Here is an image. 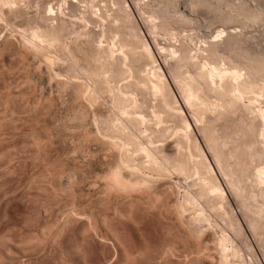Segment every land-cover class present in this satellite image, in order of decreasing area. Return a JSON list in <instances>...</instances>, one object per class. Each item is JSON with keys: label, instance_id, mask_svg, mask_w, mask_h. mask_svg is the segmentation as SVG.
Wrapping results in <instances>:
<instances>
[{"label": "rangeland", "instance_id": "1", "mask_svg": "<svg viewBox=\"0 0 264 264\" xmlns=\"http://www.w3.org/2000/svg\"><path fill=\"white\" fill-rule=\"evenodd\" d=\"M45 1H49V0H44V2ZM50 1H53L54 2L53 5L54 4L55 5L52 6V4H51L52 2H50ZM50 1H49L50 2L49 4H51V6H52L51 14L52 15L54 14V15L51 16V19H50L51 21L42 20L43 18H41V19L39 18L40 22L38 20L37 13L40 12V11H38V10H40L39 4L41 5L43 0H19V3H15L16 7L14 5L15 8H17V7L21 8V10H20V8H17L16 9L17 11L16 10H13V11L10 10L8 6H6V7L3 6L4 7L3 8L2 5L0 4V6H1L0 7V16H1L0 17V238L2 237L0 240H3V241L6 240L4 242H9V241L19 242V240H20V242H21V241H25L27 239L29 241L27 243L30 245L32 244V246H33V243L36 241L37 245L35 243V246H38L40 248L38 251L35 250L36 253H34L35 251L32 252V257L34 258L37 256L39 257V255L40 256L42 255L43 259H45V258L47 259V260L45 259L46 261H43L44 262L43 263L42 262L43 259L40 257V259L38 258L39 260H36V261H39V262H37V264H46V263L52 264V262H53V264H55V263H58V262H56L57 259H58L60 264H61L62 260H64V262H65V259H64L65 255L62 256V252L60 251L59 248L56 249V250H59V251H57V253H56V250H54L56 255H55V253H53V254L50 253V254H52L51 256L55 255V256H53L54 257L53 258L49 254L48 247L44 245L47 243L46 241H44L46 243H41L40 240L38 241L36 239L35 240H33V239L37 235L41 234L43 232V230L45 232L46 231L47 232H53V233L56 232L58 230V228L60 227V225L58 226V224L62 223V220L64 219V217L68 218V215H70V217H69L70 219L75 217V216L76 217L78 216L79 219L78 218L77 219L80 220L79 222L77 221V223H76V221H73V223H71L72 225H70L71 227L68 228L70 231H71V229H73V231H72L73 233H76L75 230L76 229L79 230L80 226L82 229L88 228L87 231H89V232H90L89 228L93 227V229L91 231H94V229H95L96 232L101 233V231H102V233H106V231L108 232L110 230V226L112 224H113V226L115 224L117 225L118 223L119 224L121 223L120 225L118 224L119 226H121L122 224H123L122 226H129V224H130L128 221H127L128 224L126 223V221L125 222L122 221L123 223L120 222V220H118L114 217L115 216L114 212L116 213L115 210H117V209L122 210V209L126 208V206H128V201L125 202L124 200H126L130 197H133L132 196L133 193L135 192L134 194H136L138 189H133L134 192H132V189H130V192H127V190H125L126 192H123L122 190H119L120 192H117V190L114 191L115 189L114 190L112 189L111 190L112 192H111L110 190L108 191V189H106L107 186L104 185V183H105L104 181L106 180L105 178H107V175L109 174V169H110L111 165H106L105 162L107 161V158L105 156H107V155L110 156V154L112 152L109 153L108 149L106 151L105 148L100 147V145L98 144L99 139H98V134L96 131L97 128H95V127L97 124H98L97 127H99V125L100 126L106 125L107 122H106V124H104L105 120L109 119L110 117L115 116L116 112H117L116 116L120 117V115H118L119 113H118V109L116 107L117 105L114 103V101H116V100L114 99L115 97H113V96L116 95L115 93H118L117 91L119 90L120 85H122L124 82L125 83L126 82L134 83L135 82L134 80H137V78H134V76H132V78L130 77L131 79L128 77L127 78L123 77V76L118 77L114 71L116 69H112L113 71L108 70V72H106L105 75H107V77H109L110 83H107V85L111 86V87L110 86L108 87L111 90L107 89V91L106 90L104 91V89H106V88H104L105 87L104 85H106V84L102 85L104 87H102V86L99 87V84H98L99 89L101 88L99 90L96 84L99 83L100 80L102 79V77H104V76H102L103 74L101 75V77L99 76L100 77V80H99V78L95 79V77H94L95 75L92 74L93 73L92 69L95 68L94 63H96L97 66H99V64H98L99 62L98 61L96 62V59L93 56V53L95 52V50H92L94 45L91 44V42H90L91 39H92L91 40L92 42L94 41V43H96L95 45L99 44V45H102L104 47L106 45H109V44L113 45V41L116 40L115 42H117L116 43L117 45H114V46H115L117 51L120 49L119 43H121V42L124 43V44L121 43V46L123 45L122 48L125 49L126 46L127 47L129 46L128 43H132V41L137 40L136 43L135 42L134 43L136 44V47H137L136 48L137 53L139 51L142 52L141 60L144 57L145 58L147 57L146 60L149 58L148 56H146V54L144 52V50H146V48H147V47H145V44H146L151 51V52H149V50L147 48L148 52L152 54V57L150 55L151 58H149L147 60L148 62L151 61L150 64H148L144 59L142 61H137V62H141L140 64H142V65L146 64L145 67L142 66L143 69L147 68V70L146 69L143 70L144 73H142V75L145 76V74H146V76L149 77L150 79H152V78L155 79V77H156V75L154 74L155 72L165 74L162 76L164 77V79L166 78V80L170 84V87L173 88L172 91H173V95L175 96L174 97V100H175L174 105H176L177 107L180 105L182 107V104H183L182 99L184 96V94H183L184 89H186L187 86H190L193 83L192 81H194V83L195 82L197 83V77L199 78L198 73L200 71H204V70L206 71V70H209V68H211L212 66L213 67L218 66V67H220V69L223 68V70L226 67V69H228L227 72H229V67H230V69H233V68H235V66L239 67L241 64L244 66L245 64L250 63V62H252V63H250L252 65H248L247 67L251 66L252 69L253 68L255 69V67H256L255 64L257 65V63H258V65H260V67H262V69H264V65H262V63L264 64V0H75V2H77V3H75L77 5L76 8L70 7L72 5V2L70 3V1H69V3L67 2V4H65L63 1L60 2V0H58V3L55 0H50ZM121 3L123 5L122 7H124V8L120 9ZM53 7H54V9H53ZM6 9H8V10H6ZM119 9H120V11L122 9H124V11L118 12ZM2 11H4V12H2ZM53 11H55V12H53ZM119 13H124L126 15L128 14V17L130 14V18L128 19L127 16L125 17L122 14L124 17L122 15H120L122 18L121 19L119 16H117V15H119ZM57 14H59V16H57ZM28 17H29V19H28ZM36 17H37V19H36ZM91 17H93V18H91ZM117 17L120 19H118ZM30 18L33 20H31ZM85 19H86V21H85ZM36 20H38V21H36ZM32 21H33V23H32ZM44 21L45 22L48 21L47 23H49V24H47V25H49V26H52L54 24V22L55 23H61L62 22L61 24L64 25V26L63 25L62 26L65 29L70 30L69 31L70 33L66 30L68 33L67 34L64 30H62L61 29L62 26L60 24L59 25L54 24V25H57V26H54V25L52 26V27H54L53 28L54 30H55V27H56V30L60 29V31L55 30V32L61 33V34L56 33L57 35H59L58 38L61 36L60 38L62 40H64V39L65 40L63 42V41H60V38H59L58 40L60 41V44L58 43L59 41L56 40L52 43L53 46L51 44H50L51 46H48L49 44H47L46 42L44 44V42L41 41L40 42L41 45H39V43H38V47H37L38 51H39V52L37 51V53H38L37 54L38 58H37L36 57L37 55L31 49L33 47L29 46V44H26L24 42V40H22V38L23 39L25 38L23 36V34L24 35H26L27 33L30 34L29 31H31L33 28L35 30L38 29L36 27L38 23L36 24V22H39L41 24V22L43 23ZM148 21L151 23H149ZM67 22H68V24H67ZM51 23H53V24H51ZM114 23H116V24H114ZM40 24H39V26L41 27ZM113 24L117 27H115ZM158 24H160V25H158ZM44 25H46V23H44ZM67 25L68 26L70 25V26L67 28ZM42 26H43V24H42ZM58 26H59V28H57ZM112 26L114 27V31L112 29L113 28ZM118 26H120L119 28H121L122 30L125 31V34H124V31H122L121 29H118ZM150 26L154 29H152ZM115 28L118 29V31ZM130 28H132L133 31L136 30V32L138 33V35H137V33L133 32L134 35L136 34L135 35V36H137V38H136L133 36L132 31H131V33L129 32L132 35V36L129 35L130 39H133V37H134V38H136L134 40H129V37L126 36V35H128L126 30L129 31ZM61 30L65 32V35L66 34L67 35L65 36L64 34H62ZM32 31H31V33L34 32V31L33 32ZM80 31H82V32H80ZM83 31H84L85 35L89 34V33H92V34L85 36L83 34ZM74 32H76V33H74ZM221 32H222V34H221ZM79 33L80 34L82 33L85 37L82 36V34L80 36ZM28 36L30 37L31 34ZM63 36L66 38H64ZM87 36H89V37H87ZM120 37H121V39L119 40ZM122 38H123V41H122ZM95 39L99 43L95 42L96 41ZM7 40H8V42L10 41L9 43H11V44H8V42H6ZM11 40H12V42H11ZM212 40L217 42V45L215 43L217 50L222 49V50H218L217 53L221 57L223 55V57H222L223 59H220L221 57L219 58L218 56H214V54L211 53L212 50L210 48L215 47V46L213 47L214 44L213 45L210 44V42H212ZM16 41H17L18 45H15ZM20 41H21V43L23 41V43H25V44H23V43L21 44ZM78 41H79V43H77ZM62 42L64 44L65 43H67V44L62 46L63 45ZM12 43H13V45H12ZM54 44L55 45L59 44V45L55 46ZM125 44H126V46L124 47ZM209 45L212 47H210ZM28 46L31 48H29ZM66 46L67 47L72 46L71 49L74 48V46H75L74 50L75 49L77 50V51L75 50L76 53L73 49H72V52H70L71 51V50H69L70 48H64ZM26 47H28V48H26ZM130 47L131 46L128 47L129 49L127 48L125 50H130ZM143 47H145V48H143ZM184 47H185V50L182 49ZM180 48H181V50H180ZM26 49H29V50H26ZM66 49H68V52L70 54L66 51ZM131 49H132V47H131ZM182 50L184 52L187 51L186 53H188L190 51L188 54L189 58L186 59L187 61L182 60V62L184 61L183 63L185 65L183 66V64L180 63L182 68L181 67L178 68L179 71H176V69L175 70L165 69L164 63L170 65L171 67L175 66L176 62H178V60L181 58V56L184 55V52ZM31 52H33V53L30 54ZM66 53L68 55H71L69 57H72V53L74 55L72 58H69ZM214 53H215V50H214ZM139 54H140V52L137 55H139ZM169 54H170V56H169ZM30 55H32V56H30ZM48 55L50 57H53V60H54L53 62H52V60L48 62V60L46 58V56H48ZM80 55H82V56H80ZM94 55H95V53H94ZM74 56H76V57H74ZM91 56L94 57V59ZM137 57H141V55L137 56ZM103 58L105 59V57H103ZM103 58H102V60L105 61ZM177 58H179V59L176 61ZM215 58H219V59H215ZM45 59L47 60V62ZM74 59L77 61V63H75L76 61ZM189 59L191 60V62L189 61ZM73 60H74V62H73ZM90 60H92V61H90ZM93 60H95V62ZM174 60H175V62H174ZM144 61H145V64H143ZM188 61H189V63H188ZM28 62H30L31 64ZM50 62H52V63H50ZM244 62H245V64H243ZM199 63L201 66L199 65ZM100 64H101V62H100ZM136 64H138V63H136ZM195 64H197V65H195ZM253 64L255 67L253 66ZM73 65H75L76 67ZM242 65L240 66V68H241L240 70H242L243 73H246L243 76V78H244L246 75V77L244 79H249V78H247V75L249 77V74L253 75L255 72H257L256 71L257 68L255 70L251 71L252 69L250 70L245 65V67L247 69H249L251 72H253V73H251L248 70V72H249L248 73V72H246L247 69L242 68ZM258 65H257V67H258ZM97 66H96V69L100 68V66L98 68H97ZM199 67H200V69H198ZM201 68H203L204 70ZM150 70H152V72ZM156 70H158V71H156ZM260 70H261V68H260ZM261 71H262L263 76H264V72H263L264 70H261ZM227 72H225V74H223L222 76H217V77H222V78L217 79V77H214L215 81L213 80L214 82H213L212 86L213 87L215 86V87H214V89L212 87L213 92L210 90V87H207L208 84H207L206 79L199 78L200 81L203 79L202 82H204V83L201 82L202 83L201 86H200V83H197V84H198V87L200 86L201 94L203 92V95H202L203 99L204 98L205 99L204 100L202 99L201 103H197L198 105L195 104L198 107L197 106L193 107V105H192L190 107V108L193 107L192 109H189V108H188L189 110L186 108L183 109V112H184L183 114L185 116H187L186 118H188V121L190 123L191 128L190 127L187 128V126H185L184 123L181 120H179L180 118L178 119V117L177 118L173 117V119H168V121L165 123V125L168 126V128L170 129L169 132L172 135V136H170L171 138L172 137L176 138V136L179 135L180 132L181 133L182 132L183 133L189 132V133L193 134V137L195 136L194 138H198L197 140H198V142L201 143L200 145H202L204 151L207 152V156L209 155L208 158H209V161L211 162L212 166L214 167V170H215L214 172H216V174L219 177V180H221L220 181L221 185H222L223 189L226 191V193H225L226 199H224L225 203L223 204L224 206L221 209L222 214L221 215L218 214L219 216H217L216 215L217 213H216L215 215L217 217H214L215 215L212 216V220L214 218L216 220L215 219L213 220V222L211 223V227L209 229L212 228V231H213V228H214L213 233H217V236L221 235L223 230H225L226 232L228 231L227 233L231 234L230 236L233 237V239L235 238L234 244L237 243L235 245H237V247L240 248V253L236 257H232L233 260H232V258H230L229 264H234V263L235 264L236 263H239V264L240 263H242V264H264V198H263V196L261 197V195H260L261 193L263 194V192H261V189L264 190L263 189L264 188L263 187L264 182L257 181L255 178V175H254L255 172H253L255 170L257 171V167L258 168L264 167V152H263V155L260 156V158H258L257 156H253L254 159H253L252 163L250 162V161H252L251 160L252 157L250 155L248 156V154H250L254 150V148H252L253 145L256 146L255 147L256 150L259 149V147L262 148L260 146L262 144H263L262 146L264 147V139H263V142L261 141L262 144H259V146H258V144L251 145L252 142L254 143L256 135L253 136L254 133L248 132L249 136H247L248 135L247 131H249V130H246L245 125H247V124H245L243 122L244 120L245 121L249 120L248 122L254 121V119L257 117L256 115H258L259 111L261 109H264V77H261V78L258 77L257 78V80L259 78L261 79V80L259 79V81L261 82V84L263 86H261V84H260V86H258L259 89L257 87L256 90H253L254 88L249 90L250 91L249 94L246 93L245 94L246 96L244 95L242 98L243 100H241L240 102H238L239 104H237L239 107H240V105L241 106L244 105L245 106L244 108L246 109V111H247V108H249L250 112L247 111L248 113L246 114L245 113L246 111H244L245 109L243 107H241L243 112L240 111V109L237 108L238 106H236V103H235L236 109L240 111V112L236 113L237 111H236L235 107H234L235 111H231V109L228 110V105H229L228 103L231 104V102H229L230 100H228V103L225 104V101H227V99L224 98L225 94L227 93V89H226L227 83L226 82H228V80L230 79V76L228 75L229 73H227ZM260 72H258V73H260ZM40 73H41V75H40ZM196 73H197V75H196V78H195L196 81H195L193 76H195L194 74H196ZM256 74L257 73H255L256 77H257V75L260 76L259 74H257V75ZM261 76H262V74H261ZM122 78H124V79L121 80ZM250 78H251V76H250ZM97 79H98V82H97ZM132 80L134 82H132ZM72 81H73V83L77 82L76 85L80 83L77 86L78 87L77 90L79 93L77 92L76 89H75L76 91L75 90L74 91L76 93H78L81 97H83V94H82L83 92H81V90H83V88H81L83 86H81V85H83V84H85V86H87L88 83H90L92 85V87H95V85H96L95 88H97L100 93H101V91H103V92L99 96V94H98L99 92L97 91V89L93 88L94 90H96L95 94L97 92L96 96H98L97 97L98 100H97V98H95V100H93L94 102L91 101V96H90L91 92L88 93L87 95L85 94L86 96H89V97L81 98L73 90H71V88L68 86V84L71 85L70 82H72ZM200 81L198 80V82H200ZM60 82L67 83V84L64 83L65 86H62L63 88L65 87V89L60 90L62 87H60V88L57 87L59 85L58 83H60ZM205 84H207V85L205 86ZM92 87H90V89ZM132 87H133V85H131V89H134ZM134 87H135V85H134ZM206 87L209 90H207ZM260 87L262 89H260ZM137 88H139V87H137ZM139 89H140V91H138ZM139 89L137 90L135 88V91L137 92V94H138V92L141 93L143 91V90L141 91L142 88H139ZM205 89L207 90V92L205 91ZM108 90H109V92H108ZM219 90L220 91L226 90V92L223 91L224 94L222 93V95H221V93H219L220 92ZM257 90H258V93H256ZM72 91H73V93H72ZM91 91H92V89H91ZM254 91H256V92L254 93ZM80 92H81V94H80ZM143 92H145V91H143ZM74 93L76 94V96ZM144 94H146V97L144 96ZM148 94H149V92L148 93H141V94H139V96H137V98L139 97L138 99L140 100L141 103H143L141 99L144 98L143 101H145V99L148 100V98H149V100L151 102L148 100V102H147L148 104H146L148 106V108H147V106H145L147 108V110H151L150 107H153L152 109H155V110H158V108H160L161 114H164V112H162L163 109L160 107L161 103L159 105V102H161V101L159 100L158 96H149L152 94L151 93L149 95ZM204 94L206 96H204ZM227 94H226V97H228ZM255 96L258 98H256ZM228 98H230V96ZM205 100H207L206 103L205 102L203 103L202 101H205ZM86 102H87V104H89V106L92 103V105H91L92 107L90 106V108H92V109H90L88 107L90 110L88 109L87 112L84 111V105H86ZM149 104L152 106H149ZM153 105H156L157 107L153 106ZM225 105L227 106V109H226ZM247 105H250L251 108L249 106L246 108ZM230 106L232 107L233 105H229V107ZM114 109H117L116 112ZM145 109H143V110L145 111ZM221 109H223V110L221 111ZM251 109H252V111H251ZM112 110H114L115 113ZM226 110H228V111H226ZM177 111H179V110H177ZM212 111H213V113H212ZM112 112H113V114H112ZM148 112H151V111H148ZM148 112H146V114ZM204 112L206 114H203ZM221 112H223L224 115ZM79 113H81V114H79ZM211 113H212V115H211ZM219 113L222 114V116L220 114L221 118H220V116H218ZM243 113H244V115H242ZM249 113H251L252 115ZM148 114H147V118L149 117L148 121L150 123L152 121L155 123L154 117L151 116L152 114L151 115L150 114L148 115ZM107 115L108 116L111 115V116L108 117ZM240 115H241V117H240ZM246 115L248 117V118L246 117L247 120L244 119L245 117H243ZM82 116H84V118ZM152 117L154 120L152 119ZM242 117H243V119H241ZM213 118H215L214 120H216L218 118L219 119L216 120L217 121L216 122V121H213ZM208 119L211 121H209ZM239 119H241V121L242 120L243 121L241 122V121H239ZM257 119L258 118H256L255 120H257ZM192 120L193 121L195 120L194 121L195 123L198 121L197 122L198 127L200 124H201L200 126L204 125L206 127V124L208 123V121H209V123H208L209 125L214 124V127L212 126L211 128H215V130H216V131H214L215 136L217 134V136L220 137L221 140L227 139L226 145L228 144L229 147L227 146L226 148H224L226 146L225 144H224L225 145L224 146V145H222V143H219L217 141L218 142L217 144H219L220 146L217 145L216 148L220 147V148H222V149L224 148V149H223V152L221 151L222 149L217 148L216 150H218V152L220 151V152L224 153L223 155H225V153H226L224 151H227V153H228V152L232 151V149H234L235 147H237L239 145L242 146V144L244 145L247 142L249 143V145H251L252 149H250V147L249 148L246 147L247 151L245 149L242 151V154H243V152L245 153V151H246L248 153V154L245 153L246 158L248 156V157H251V159L248 158V161L245 160L246 158H243L245 156L243 154L244 156L239 160L240 163L242 162V166H239L240 165V164H238L239 161L237 162L236 160L235 161L237 162V164L234 163V160H233V163L236 165L231 164V167L233 170L237 169L238 167L240 168V169L238 168L239 170H242V172L235 170L239 175L236 172H234V173L232 172V174H234V176L232 174H228V175H230V176H228V181L230 178L232 180L235 179V180H233V181H235V183L232 180L230 182H228V184L226 183L227 180H225V177L223 174L226 171H224V172L221 171L220 167L217 165L218 163H216L217 160L215 159L214 156H212L213 154L210 155V153H209L210 152L209 144L213 145V143L211 142V139H210L211 138L210 134L212 135L213 132L211 130H207V129H206V132H204V129H203L204 126L202 128H199V129H201V131H199L196 124ZM100 122H101V124H100ZM210 122H212V124H210ZM213 122H215V123H213ZM248 122H246V123H248ZM239 123H241V124H239ZM242 123H244L245 125ZM254 123H257V122L255 121ZM262 123H264V121H262ZM153 125H155V124H153ZM16 126H17V128H16ZM105 127H107V126H105ZM241 127H243V128H241ZM101 128L102 127H100V129ZM176 128L179 129L177 132H176V130H177ZM15 129H17V130H15ZM156 129L157 128H154V131H156ZM184 129H186L187 131ZM235 130H236V132H234ZM210 131H211V133H210ZM169 132H168V135H170ZM157 134H158V132H157ZM244 134H247V135H244ZM153 135H154V133H153ZM155 135H156V133H155ZM1 137H2V139H1ZM218 137H216V140H218L217 139ZM262 137L264 138V136H262ZM168 138H169V136H168ZM246 138H248V139H246ZM260 139H261V137H260ZM245 140H247V142ZM250 141H251V143H250ZM99 142H101V141H99ZM220 142H222V141H220ZM160 143H162V142H160ZM248 143H247V145H248ZM103 149L105 151H103ZM262 149L264 151V148H262ZM248 150H249V152L250 151L251 152L249 153ZM104 153H106V154H104ZM211 153H212V151H211ZM242 160H244V161H242ZM113 162H112V167L115 165ZM244 162L250 164V165L249 164L248 165L250 166L251 169L249 168L250 169L249 170L248 169L249 166L247 165L248 166L247 172L243 171L244 170L243 166L246 165V164L243 165ZM251 164H253V165H251ZM235 166H237V167H235ZM242 167H243V169H242ZM227 168L228 167H226L225 170ZM245 168H246V166H245ZM63 169H64V172H62ZM143 170H145L146 173ZM143 170H142L143 171L142 173L143 174L145 173L144 175H146L148 173H149L148 175H150L153 173L147 166ZM147 170H149L151 172H149ZM172 171H170L171 173L169 172V180H171L170 183H171L172 188L174 187L173 189L176 191L175 192L176 195L174 194L173 197L175 198V196H176V198L178 197V199H177L178 201H182L183 196H184V192L186 191L187 186H189L190 182H192L194 179L192 180V178L191 179L186 178L185 175H183V174L181 175L176 170H175L176 172L174 170H172ZM218 171H220V172H218ZM243 172L246 173L245 175L247 176L246 178L244 177L245 179H243L241 176V175L245 176ZM1 173L3 176H4V174H6L5 178L4 177L2 178ZM71 173H73V174L75 173L76 175H74V176H76V178L73 177V174L71 175ZM175 173H177V174H175ZM56 174H57V176H55ZM67 174H69L71 178H69V175H67ZM153 175L156 178L158 176L157 174H154V173H153ZM235 175H238L239 179L240 178L241 179L239 181L236 180L237 176H235ZM231 176H233L235 178H233ZM58 178H59V180H58ZM67 179H69V180H67ZM70 179H71V182H70ZM187 179H189V181ZM187 182H189V183H187ZM231 182L236 184L235 186L236 187L238 186L241 189V190L239 189V194H241V195H239L240 197L238 196L237 201H236V197H237L236 193L237 192L235 193V190L232 189L233 187H232ZM92 185H93V187H92ZM72 188H74V189H72ZM150 188H154L155 191L157 189V187H155V186H152ZM149 190L153 192V195L154 194L157 195L153 189H149ZM169 190L171 191L172 189H169ZM177 190H178V194H177ZM15 191H18V192H15ZM152 192H151V195H152ZM83 193H84V195H83ZM123 193L126 194V196ZM179 193H180V195H179ZM255 194H257V195H255ZM154 196L152 198H154ZM134 197L132 199H135ZM232 197H234V198H232ZM251 197H253V198H251ZM241 198L243 199L242 200L243 202L241 201ZM245 201H246V203H245ZM111 202L113 205L111 204ZM123 202H125V203H123ZM236 202L238 204H236ZM135 203H138V202L136 201ZM138 204L139 205L135 204V206H138V208L137 207L136 208L139 212V210H142L145 207H143L144 205H142L141 203H138ZM228 204H230V205H228ZM46 205H47V207H46ZM135 206H134V208H135ZM141 207H142V209H141ZM46 208H47V210H46ZM110 208H112V210ZM160 208H162V207H160ZM170 208H172V207H170ZM228 208H231V209H228ZM244 208H246V209H244ZM154 209H155V211L159 210L157 208H154ZM190 209H192V208H190ZM144 210L145 209H143L140 213V214H142V216L144 215L142 213ZM153 210H151L152 213H154V215L157 213L156 214L157 216L155 217L154 215H152V217L154 216L153 217L154 219H153L151 217V215L149 214V216L152 220H148V221L152 222V225H153L152 227L154 228V231H156V232H153L154 236H157L159 233L160 234L158 236H160L162 233H164V231L167 230L166 226L169 227L168 229H170L172 232H176L175 228L177 227V229H178V227H179L180 230L178 229L177 232L179 231L181 233V231H182L183 236L185 233L184 237H182V236L180 237V238L185 239L183 241L181 240V242H178V241H180L178 239V237L182 234H180L178 232L179 236L177 235V237H175V238H177L175 240H177V244H179V247H180V248L178 247L177 252H179V249H181V252L178 253V257H182L185 260L189 259L190 257H194L191 255L192 252H188V249H190V247H191L192 248L191 250L194 251L196 249V251H197V249L199 248L198 246H202V245L204 246L205 245L206 242L204 240V236H203L204 243H202V241L200 242V240L198 239L201 245H199L198 240L195 238L194 234H193L194 235L193 237L196 241L193 240V241H195V242H193L191 240L192 238H190V237H192V236L191 235L189 236V234L192 232H191V230L189 231V229L187 227H185L186 224H185V220H183L184 218H182V220L184 221V223H183L182 221H180L178 219V217L176 218L177 214L174 215V217H173L174 213H178L177 211L174 212V207H173V210L172 209L170 210V211H173L172 214H171V212H169V218H167V219H171L170 220L171 222L165 221L163 219L161 220V218H163L160 216L161 211L159 210V212L155 213V212H153ZM192 210H189L188 212L185 211V213L183 214L185 216V219L189 216L195 217V216H197V214L200 213L195 209H192ZM225 210H226V212H224ZM162 211H163L162 213H165L164 210H162ZM65 212H67V213H65ZM72 212L73 213L75 212L77 214L74 215ZM84 212L85 213L87 212V213L85 214ZM206 212L208 213L209 210ZM229 212H230V214H229ZM144 213L146 214L144 217L145 218L148 217V215H147L148 212H146V210ZM149 213H150V211H149ZM186 213L188 215H186ZM223 213L226 215H224ZM87 214L89 215L88 217L85 216ZM178 214L180 215L181 213H178ZM71 215H74V216H71ZM79 215L81 217H83V216L84 217L81 218ZM104 215H105V217H104ZM161 215L165 216L164 214H161ZM112 216H113V218H115V220L112 218ZM184 216H179V218L184 217ZM233 216H234V218H232ZM256 216H257V218H256ZM104 218H106V219H104ZM150 218L148 217L146 219H150ZM155 218H157V219H155ZM158 218H159V220H158ZM231 218H232V221H231ZM88 219H89V221H88ZM101 219H103V220H101ZM176 219H177V224L175 223ZM73 220H74V218H73ZM116 220H118L119 222L118 221L116 222ZM154 220H156L157 222ZM160 220L162 221L161 223H159ZM172 220L175 223V225L172 222ZM230 221L232 222L233 226L230 223ZM251 221H253V222H251ZM105 222H107L108 224H106ZM153 222H155V224ZM179 222L183 223L185 226H182L183 224H181V227H185L186 229L185 228L181 229ZM82 223H84V225ZM158 223H159V225H158ZM250 223H251V225H250ZM88 225L89 226L92 225V226L89 227ZM103 225H105L106 227ZM154 225H156V226L154 227ZM253 225H255V226L252 227ZM94 226L95 227L97 226V227L94 228ZM170 226L173 227V229H175V231L172 230ZM216 226H217V228H215ZM104 227H105V229L106 228L107 229L105 230ZM121 227H118V228H121ZM123 228H121V229H123ZM155 228H157V229H155ZM222 228H224V229H222ZM239 228H242V230ZM158 229H159V231H158ZM186 230L188 232H184ZM35 232H37V233H35ZM238 232H240L239 234H241V235H239ZM169 234H170V232L168 233V236H169ZM172 234H174V233H172ZM187 234H188L189 238H185ZM242 234H243V236H242ZM165 235H167V233ZM171 236L174 238L175 235H170V237H168V238L167 237L163 238V236H162V239H163V241H165L167 239V242H169L171 240ZM30 237L33 239H31ZM173 238H172V240L174 241ZM197 238H199V237H197ZM200 238H201V236H200ZM30 240L33 243H31ZM105 240L106 239L102 240V244L104 243L103 241H105ZM172 240L170 242L172 244H175L176 241H174L175 242L174 243ZM190 240H191V242H188ZM186 241L189 243V245L187 244L188 246H186V248H185L186 244L184 245L182 242L186 243ZM72 242H76V240L74 239V241L72 240ZM129 242H131L132 245H131V243H130V245L133 246L135 240H134V242L132 240L131 241L129 240ZM196 242L198 245L196 244ZM210 242L207 244L211 245L212 242L211 243ZM105 243H104V245H105ZM109 243H110V241L107 242L106 244L108 245ZM41 244H43L45 246V250H48V251L45 252L44 247L41 246ZM110 244L112 245V243H110ZM35 246H34V248L37 249ZM207 246H209V245H207ZM173 247H174V245H173ZM204 247H201V248H204ZM211 248H212V245L210 246V249H208V251H210ZM176 249H177V247H176ZM40 250H42V252H45L47 254V257H51L54 260L51 258H50L51 259L50 260L45 255H43L45 253L41 254ZM182 250H184L185 252ZM212 250L210 252H212ZM214 251H216V250H214ZM195 252H194V254H195ZM241 252H242V254L244 253L243 255L245 257L243 255L242 256L240 255ZM216 253L217 252H214V254H216ZM58 256L61 259L58 258ZM186 256H188V257H186ZM55 257L57 259H55ZM169 258H170V256H169ZM182 258L175 259V258L171 257L169 262L170 263L173 262L171 264H174V263L175 264H181V262H182V264H183L185 261ZM216 258L218 259L217 256H215V259ZM59 259L61 260V262ZM108 259L113 261L114 257L110 256V257H108ZM173 259H175V261ZM190 259H192V258H190ZM1 260L2 259H0V262L2 264H4L3 261L6 262L5 264H8V263L9 264H11V263L12 264H15V263L20 264V263H18V262H20L18 260V258L17 259L15 258V260H16L15 263H14V260L13 261L8 260V259L5 260L4 258H3V261H1ZM240 260H241V262H240ZM242 260H243V262H242ZM244 260H246V261H244ZM36 261H35V264H36ZM111 261H109V262H111ZM64 262H62V263H64ZM169 262H168V264H170Z\"/></svg>", "mask_w": 264, "mask_h": 264}, {"label": "bare ground", "instance_id": "2", "mask_svg": "<svg viewBox=\"0 0 264 264\" xmlns=\"http://www.w3.org/2000/svg\"><path fill=\"white\" fill-rule=\"evenodd\" d=\"M18 1V2H17ZM50 1V0H49ZM49 1H45L44 2V0H43V2H42V4L40 5L39 4V8H40V10H38V11H40V12H36L37 13V17H38V20H39V18L41 19V18H43L42 20H48V21H51L50 19H51V16H53L52 14H51V11H52V6H54L53 5V1H50V2H52L51 4H52V6H51V4H49L50 2ZM55 1H57V3H58V0H55ZM64 2L65 4H67V2L69 3V1H70V3L72 2V5L70 6V7H75L76 8V4L75 3H77V2H75V0L73 1V0H60V2ZM38 2V1H37ZM59 2V3H60ZM15 3H19V0H0V4L2 5V7L3 6H8L9 7V9L10 10H16L17 8H20V7H17V8H15L16 7V4ZM35 3V2H34ZM56 3V2H55ZM49 4V5H48ZM63 4V3H62ZM14 5H15V7H14ZM18 5V4H17ZM38 5V4H37ZM30 6V5H29ZM59 6V5H58ZM123 5H122V3H121V7H120V9L121 8H124V7H122ZM1 7V6H0ZM37 7V6H36ZM4 8V7H3ZM38 8V9H39ZM24 9V8H23ZM22 9V10H23ZM53 9H54V7H53ZM56 9V8H55ZM59 9V8H58ZM120 9H119V11L118 12H122V11H124V9H122L121 11H120ZM5 10V9H4ZM6 10H8V9H6ZM20 10H21V8H20ZM17 11V10H16ZM19 11V10H18ZM2 12H4V11H2ZM10 12V11H9ZM53 12H55V11H53ZM117 12V13H118ZM12 13V12H11ZM15 13V12H14ZM17 13V12H16ZM116 13V14H117ZM125 13V12H124ZM124 13H119V15H117V16H119L120 18H121V16L120 15H124L125 17L127 16L128 17V14L126 15V14H124ZM127 13V12H126ZM4 14V13H3ZM19 14V13H18ZM34 14V13H33ZM41 14V15H40ZM64 14V13H63ZM2 15V14H1ZM16 15V14H15ZM41 17H40V16ZM122 15V16H123ZM158 15V14H157ZM4 16V15H3ZM57 16H59V14H57ZM123 16V17H124ZM1 17V16H0ZM30 17V16H29ZM29 17H28V19H29ZM35 17V16H34ZM37 17H36V19H37ZM55 17V16H54ZM89 17V16H88ZM33 18V17H32ZM90 18V17H89ZM91 18H93V17H91ZM118 18V17H117ZM120 18H118V19H120ZM130 18V14H129V17H128V19ZM31 19V18H30ZM53 19V18H52ZM122 19V18H121ZM31 20H33V19H31ZM30 20V21H31ZM38 20H36V21H38ZM62 20V19H61ZM65 20V19H64ZM84 20V19H83ZM47 21V22H48ZM85 21H86V19H85ZM117 21V20H116ZM154 21V20H153ZM35 22V21H34ZM39 22H40V20H39ZM39 22H36V24H37V28L38 29H34L32 26V28L34 29H30L33 33H31V31H29L30 32V34H31V36L29 37L28 35H30L29 33H25L26 35H24L23 34V36L25 37L24 39L22 38V40H24V42L26 43V44H29V46H31V47H33V48H31V47H29V48H31L32 50H33V52L37 55L38 53H37V51H38V43H39V45H41V41L42 42H44V44H45V42L47 43V44H49L48 46H53V42L54 41H56V40H58L59 38H58V36L59 35H57V34H61V33H57V32H55V30H56V27H55V30L53 29L54 27H52L54 24H57V25H63V24H61V23H55L54 22V24L53 23H51V24H53L52 26H49V25H47V24H49V23H47V22H41V24L39 23ZM119 22V21H118ZM117 22V23H118ZM149 22V21H148ZM32 23H33V21H32ZM44 23H46V25H44ZM149 23H151V22H149ZM148 23V24H149ZM39 24L41 25V27L39 26ZM42 24H43V26H42ZM66 24V23H65ZM67 24H68V22H67ZM114 24H116V23H114ZM113 24V25H114ZM119 24V23H118ZM147 24V25H148ZM157 24V23H156ZM155 24V25H156ZM35 25V24H34ZM57 25H54V26H57ZM154 25V26H155ZM158 25H160V24H158ZM162 25V24H161ZM60 26V27H61ZM64 26V25H63ZM62 26V30H64L66 33H67V31L69 32L70 30H68V29H65L64 27ZM70 26V25H69ZM68 25H67V28L69 27ZM115 26V25H114ZM152 26V25H151ZM150 26V27H151ZM66 27V26H65ZM73 27V26H72ZM113 27V26H112ZM115 27H117V26H115ZM120 26H118V29H121V28H119ZM133 27V26H132ZM162 27V26H161ZM57 28H59V26L57 27ZM64 28V29H63ZM152 28V27H151ZM70 29V28H69ZM113 29V31H114V27L112 28ZM116 29V28H115ZM118 29H116L117 31H118ZM132 28H130L129 29V31L128 30H126V32L128 33V35H126V36H128L129 37V35H131L130 33H131V31H132V34H133V36L134 37H136L137 38V36H135L134 35V33H137L136 32V30L135 31H133V29L131 30ZM152 29H154V28H152ZM151 29V30H152ZM61 30V32H62V34H64L65 35V32L64 31H62ZM67 30V31H66ZM74 30V29H73ZM115 30V31H116ZM122 30V29H121ZM120 30V31H121ZM56 31H60V29L59 30H56ZM122 31H124V30H122ZM64 32V33H63ZM80 32H82V31H80ZM88 32V31H87ZM130 32V33H129ZM134 32V33H133ZM57 33V34H56ZM70 33V32H69ZM74 33H76V32H74ZM94 33V32H93ZM105 33V32H104ZM126 33V34H127ZM68 34V33H67ZM66 34V35H67ZM82 34V33H81ZM81 34L79 33V35L81 36ZM83 34L85 35V33H84V31H83ZM82 34V36H84ZM89 34H92V33H89ZM89 34H86V35H89ZM96 34V33H95ZM124 34H125V31H124ZM221 34H222V32H221ZM14 35V34H13ZM18 35V34H17ZM65 35V36H66ZM85 35V36H86ZM137 35H138V33H137ZM228 35V34H227ZM234 35V34H233ZM20 36V35H19ZM78 36V35H77ZM84 36V37H85ZM93 36V35H92ZM98 36V35H97ZM96 36V37H97ZM105 36V35H104ZM132 36V35H131ZM235 36V35H234ZM64 37V36H63ZM79 37V36H78ZM87 37H89V36H87ZM91 37V36H90ZM133 37V39H130V37H129V40H134V39H136V38H134ZM6 38V37H5ZM64 38H66V37H64ZM63 38V39H64ZM95 38V37H94ZM78 39V38H77ZM84 39V38H83ZM121 39V37L119 38V40ZM65 40V39H64ZM64 40H62L61 38H60V41H63L64 42ZM90 40V39H89ZM92 40V39H91ZM90 40V42H91V44H93L94 46H93V49L92 50H95V55H94V53H93V56L95 57V59H96V62L98 61L99 63V66H100V68H98L99 66H97V64L96 63H94L95 64V70L94 69H92L93 71V75H95L94 77H95V79L96 78H99V80H100V77H101V75L102 76H104V77H102V79L100 80V82L99 83H97L98 82V79H97V87H98V84H99V87H101L103 84H106V85H104V86H102V87H104V88H106V89H104V91L106 90L107 91V89H109L108 87L110 86H108L107 85V83H110V81H109V77H107V75H105L106 74V72H108V70H112V69H116V70H114L115 71V73L117 74V76L118 77H128V78H132V76H134V78H137V80H132V82H134V83H131V82H124L122 85H120V87H119V90L117 91L118 93H115L114 95L115 96H113V97H115L114 99L117 101H114V103L117 105L116 107H117V109H118V115H120V117L118 116H116V110L117 109H114L115 110V112H114V110H112L114 113H115V116H113V117H110L112 114H113V112H112V114L111 115H107L108 117H110L109 119H107V120H105V123L104 124H106V122H107V124L106 125H102V126H100L99 125V127H97L98 126V124L96 125V127L95 128H97V134H98V144L100 145V147L101 148H105L106 149V151H107V149H108V152L110 153V152H112L111 154H110V156H105L106 158H107V161L105 162L106 163V165H111L110 166V169H109V174L107 175V178H105L104 180V185H106L107 187H106V189H108V191L110 190H114V191H116L117 190V192H120L119 190H122L123 192H126L125 190H127V192H130V189H132V192H134V190L133 189H138L137 190V192H136V194H134L133 193V197L135 198V199H132L133 197H130V198H128V199H126V200H124L125 202L126 201H128V206H126L125 204V206H126V208H124V209H122V210H119V209H117V210H115L116 211V213L114 212V214H115V218L116 219H118V220H120V222H125L126 221V223H127V221L130 223L129 224V226H119L118 224V226L115 224L114 226H113V224L110 226V230L107 232L106 231V233H102V231H101V233L100 232H96L95 231V229H94V231H91L92 229H93V227L92 228H89V230H90V232L89 231H87L88 230V228L85 230L84 228L82 229L81 228V226H80V228H79V230H75V232L76 233H73L72 231H73V229H71V231L68 229L69 227H71L70 225H72L71 223H73V221H76V223H77V221L79 222L80 220H78L79 218H78V216L76 217H73L74 218V220H73V218H69L70 217V215H68V218H66V217H64V219L62 220V223H60V224H58V226L60 225V227L58 228V230L56 231V232H45L44 230H43V232L41 233V234H39V235H37L34 239L33 238H31V239H33V240H40L41 241V243H46V244H44L45 246H47L48 247V250H49V254L50 253H55L54 252V250H56L57 248H59L60 249V251L62 252V256H64V259H65V262H64V260H62V262H64V263H62L61 262V258L58 256V258H60L59 260H60V262H61V264H168V262L170 261V258L172 257V258H175V259H177V258H182V257H178V253L179 252H181V249H179V252H177L178 251V247H179V244H177V240H175V239H177V238H175V237H177V235H178V232H177V230L179 229V227H178V229H177V227L175 228L176 229V232H172L170 229H168L169 227H167L166 226V229L167 230H165L164 231V233H162L161 235L163 236V238H168V237H170V235H175L174 236V238L171 236V240H172V238L174 239V241H176V243L175 244H172L170 241V243L169 242H167V239L165 240V241H163V239H162V236L160 235V236H154L153 235V232H156V231H154V228L152 227L153 225H152V222L151 221H148V220H152L151 218H150V216H149V214L151 215V217H152V215H154V213H152V211L151 210H153L154 208H157V209H159L160 211H161V214H164L165 216H163V215H161L160 214V216L161 217H163V218H161V220L163 219V220H165V221H169V222H171L170 220L171 219H167V218H169V212H171V214H172V212L173 211H170L171 209L173 210V207H174V212H178V213H181L180 215L178 214V213H174L173 214V217H174V215H176L177 214V216H176V218L178 217V219L180 220V221H182L183 223H184V221L183 220H185V224H186V226L183 224V223H180V227H181V224H183L182 226H185V227H187L188 229H189V231L191 230V232L192 233H190L189 234V236L191 235L192 237H190V238H192L191 240L193 241V240H195L194 239V235H195V238L198 240H200V242L202 241V243H204V241H203V236H204V240H205V247L202 245V246H198L197 248V251H196V249L193 251V250H191L192 248L190 247V249H188V252H192L191 253V255L192 256H194V257H190V258H192V259H184V258H182V259H184V263L185 264H229V262H230V258H232V257H236L239 253H240V248H238L237 247V245H235V244H237V243H235L234 244V239H233V237H231L230 235L231 234H229V233H227L225 230H223V232L221 233V235H219V236H217V233H213L214 232V228H213V231H212V228L211 229H209L210 227H211V223L213 222V220L215 219L214 217H217V216H219L218 214H222L221 213V209L223 208V204L225 203L224 202V199H226L225 198V193H226V191L223 189V187H222V185H221V180H219V177H218V175L216 174V172H214L215 170H214V167L212 166V164H211V162L209 161V158H208V156H207V152H205L204 151V149H203V147H202V145H200L201 143L200 142H198V138H194L193 137V134H191V133H181L180 131V133H179V135H177L176 136V138H171L170 136H172L171 134H170V132H169V128H168V126H166L165 125V123L168 121V119H173V117L175 118H177L178 117V119L179 120H181L183 123H184V125L185 126H187V128H189L190 127V123H189V121H188V118H186L187 116H185L183 113V109L184 108H186V109H192L194 106H197L198 104L197 103H201V100L203 99V92H202V94H201V92H200V86H201V84L202 83H204V82H202L203 81V79H206V81H207V84H208V86L207 87H210V90L213 92V90H212V85H213V82L215 81L214 79V77H217V76H222L223 74H225V72H227L228 71V69H226V67H225V71L223 70V68H221L220 69V67H218V66H212L211 68H209V70H204L203 68H201V69H203L204 71H200L199 73H198V76H199V78H203L201 81H200V79L197 77V83H200V86L198 87V84L195 82L194 83V81H192L193 83L190 85V86H187L186 87V89H184V96H183V104H182V107H181V105L180 106H176V105H174V95H173V91H172V89L173 88H171L170 87V84H169V82L166 80V78L164 79V77L162 76V75H165V74H162V73H159V72H155L154 74L156 75V77H155V79L154 78H152V79H150L149 77H147L146 76V74H145V76L144 75H142V73H144L143 72V70L144 69H146L147 70V68H144L143 69V67H145L146 66V64H145V61L148 63V64H150V62H148L147 60L149 59V58H151L152 57V54L151 53H149V52H151L150 51V49L148 48V46L145 44V47H147L148 48V50H149V52H148V50H147V48H146V50H144V52H145V54H146V56H148L149 58L146 60V58L144 57L143 59L145 60L144 62H143V64H145V65H142V64H140L141 62H137V61H142L141 60V58H142V52L141 51H139L140 52V54L139 55H137L138 53H137V50H136V41H132V43H128L129 44V46H131L132 47V49H131V47H130V50H125V49H127L128 47L126 46V44L124 45V47H125V49L124 48H122L123 47V45L121 46V43H119V52L116 50V48H115V46L114 45H117L116 43L117 42H115V41H113V45H111V44H109V45H106L105 47L104 46H102V45H95L96 43H94V41L92 42ZM96 40V39H95ZM128 40V39H127ZM126 40V41H127ZM128 40V41H129ZM59 41V40H58ZM60 41L58 42L59 44H60ZM87 41V40H86ZM100 41V40H99ZM122 41H123V38H122ZM125 41V42H126ZM127 41V42H128ZM6 42H8V40L6 41ZM10 42V41H9ZM8 42V44H11V43H9ZM11 42H12V40H11ZM19 42V41H18ZM62 42V43H63ZM66 42V41H65ZM95 42H97V43H99L97 40L95 41ZM126 42V43H127ZM130 42V41H129ZM135 42V43H134ZM20 43H21V41H20ZM22 43H23V41H22ZM21 43V44H22ZM25 43H23V44H25ZM56 43V42H55ZM77 43H79V41L77 42ZM84 43V42H83ZM215 43H216V45H217V42L216 41H213L212 40V42H210V44L211 45H213V47L214 48H210L211 50V53H213L214 54V56H218L219 58L221 57V56H219L218 55V50H222V49H216V45H215ZM51 44V45H50ZM59 44H56L57 46L59 45ZM65 44H67V43H65ZM64 43H63V45L62 46H64L65 45ZM85 44V43H84ZM122 44H124V43H122ZM12 45H13V43H12ZM11 45V46H12ZM15 45H18L17 44V41H16V44ZM55 45V44H54ZM55 45V46H56ZM71 45V44H70ZM74 45V44H73ZM135 45V46H134ZM10 46V45H9ZM8 46V47H9ZM69 46V45H68ZM90 46V45H89ZM210 46V45H209ZM28 47H26V48H28ZM72 47V46H71ZM71 47H64V48H70L69 50H71L70 52H72V49L74 50V48H75V46H74V48H72L71 49ZM87 47V46H86ZM145 47H143V48H145ZM210 47H212V46H210ZM6 48V47H5ZM11 48V47H10ZM19 48V47H18ZM23 48V47H22ZM95 48V49H94ZM40 49V48H39ZM129 49V48H128ZM182 49H184L185 50V47L184 48H182ZM23 50V49H22ZM26 50H29V49H26ZM31 50V51H32ZM35 50V51H34ZM76 50V49H75ZM74 50V51H75ZM136 50V51H135ZM180 50H181V48H180ZM187 50V49H186ZM214 50H215V53H214ZM43 51V50H42ZM66 51L68 52V49H66ZM77 51V50H76ZM76 51H75V53H76ZM183 51V50H182ZM5 52V51H4ZM33 52H31L30 54H32ZM39 52V51H38ZM143 52V53H144ZM172 52V51H171ZM184 52V51H183ZM187 51H185L184 52V55L183 56H181V58L179 59V58H177L176 59V61L178 60V62H176V64H175V66L174 67H171L170 65H168V64H165L164 63V68L165 69H167V70H175L176 69V71H179L178 70V68H180L181 67V65H180V63L181 64H183V66L185 65L183 62L184 61H187L186 59H188L189 58V52L188 53H186ZM7 53V52H6ZM69 53V52H68ZM74 53V52H73ZM72 53V57H73V54ZM80 53V52H79ZM137 53V54H136ZM29 54V53H28ZM67 54V53H66ZM70 54V53H69ZM68 55V54H67ZM77 55V54H76ZM86 55V54H85ZM141 55V57H137V56H140ZM150 55H151V57H150ZM211 55V54H210ZM221 55V54H220ZM225 55V54H224ZM30 56H32V55H30ZM34 56V55H33ZM69 56H71V55H68V57ZM78 56V55H77ZM80 56H82V55H80ZM84 56V55H83ZM169 56H170V54H169ZM172 56V55H171ZM180 56V55H179ZM226 56V55H225ZM224 56V57H225ZM230 56V55H229ZM35 57V56H34ZM37 58H38V55L36 56ZM72 57H69V58H72ZM74 57H76V56H74ZM79 57V56H78ZM92 57V56H91ZM94 57H92L93 59H94ZM103 57H105V59L103 58ZM222 57H223V55H222ZM220 58V59H223V58ZM228 57V56H227ZM231 57V56H230ZM36 58V59H37ZM40 58V57H39ZM46 58H47V60H48V62L49 61H51L52 60V62L54 61L53 60V57H50L49 55L48 56H46ZM51 58V59H50ZM102 58L105 60V61H103L102 60ZM107 58V59H106ZM140 58V59H139ZM191 58V57H190ZM214 58V57H213ZM219 58H215V59H219ZM76 59V58H75ZM74 59V60H75ZM88 59V58H87ZM174 59V58H173ZM44 60V59H43ZM46 60V59H45ZM47 60H46V62H47ZM56 60V59H55ZM74 60H73V62H74ZM78 60V59H77ZM182 60H184L183 62H182ZM76 61V60H75ZM90 61H92V60H90ZM94 62H95V60H93ZM181 61V62H180ZM189 61L191 62V60L189 59ZM189 61H188V63H189ZM193 61V60H192ZM231 61V60H230ZM42 62V61H41ZM52 62H50V63H52ZM100 62H101V64H100ZM173 62V61H172ZM174 62H175V60H174ZM28 63H30V62H28ZM75 63H77V61L75 62ZM74 63V64H75ZM103 63V64H102ZM136 63H138V64H136ZM187 63V62H186ZM247 63V62H246ZM250 63H252V62H250ZM250 63H247V64H245V62L243 63V64H245L246 65V67L248 66V65H252V64H250ZM31 64V63H30ZM72 64V63H71ZM147 64V65H148ZM193 65V64H192ZM191 65V66H192ZM195 65H197V64H195ZM199 65H200V63H199ZM205 65V64H204ZM207 65V64H206ZM242 65V64H241ZM240 65V66H241ZM245 65L243 66L242 65V68H245V69H247V68H249L250 70L252 69L251 68V66L250 67H245ZM257 65H258V63H257ZM257 65L255 64V66H254V64H253V66L255 67V69L257 68V72H255V73H257V74H259L260 76H258L257 74V77L255 76V73L253 74V75H251V74H249V77H248V75H247V78H249V79H244L245 77H246V75H245V77L243 78V76H244V74H246V73H243V71L242 70H240L241 68H240V66L239 67H236L235 66V68H233V69H230V67H229V72H227V73H229L228 75L230 76V79L228 80V82H226L227 83V93L229 94H227V96L229 97L230 96V98H228V97H226V94H225V96H224V98H226L227 99V101H225V104L226 103H228V100H230L229 102H231V104L230 103H228L229 105H233L232 107L230 106L229 107V105H228V110L229 109H231V111H235V109H236V106H238L237 104H239L238 102H240L241 100H243L242 98H243V96L247 93V94H249V90H251V89H253V90H256V88L258 87V86H260V84H261V82L259 81V79L261 78V77H264L263 76V73H262V71L261 70H264V69H262V67H260V65H258V67H257ZM262 65H264L263 63H262ZM51 66V65H50ZM73 66H75V65H73ZM96 66H97V68L98 69H96ZM143 66V67H142ZM201 66V65H200ZM52 67V66H51ZM50 67V68H51ZM76 67V66H75ZM49 68V69H50ZM152 68V67H151ZM150 68V69H151ZM182 68V67H181ZM259 68V69H258ZM260 68H261V70H260ZM153 69V68H152ZM155 69V68H154ZM198 69H200V67L198 68ZM197 69V70H198ZM244 69V70H245ZM249 69H247L246 70V72H248V70ZM254 68L251 70V71H253V70H255ZM89 70V69H88ZM249 70V71H250ZM41 71V70H40ZM113 71V70H112ZM151 72H152V70H150ZM156 71H158V70H156ZM250 71V72H251ZM261 71V72H260ZM49 72V71H48ZM86 72V71H85ZM88 72V71H87ZM146 72V71H145ZM258 72H260V73H258ZM264 72V71H263ZM226 73V74H227ZM249 73V72H248ZM247 73V74H248ZM251 73H253V72H251ZM148 74V73H147ZM153 74V73H152ZM261 74H262V76H261ZM40 75H41V73H40ZM90 75V74H89ZM195 76H193L194 77V79L196 78V75H197V73L196 74H194ZM97 76V77H96ZM100 76V77H99ZM250 76H251V78H250ZM258 77H260L258 80H257V78ZM130 78V79H131ZM219 78H222V77H217V79H219ZM90 79V78H89ZM124 78H122L121 80H123ZM93 80V79H92ZM120 80V81H121ZM126 80V79H125ZM198 80L200 81V82H198ZM214 80V81H213ZM261 80V79H260ZM74 81V80H73ZM73 81L72 82H70L71 83V85H69L68 84V86L71 88V90H77L78 89V85L80 84H77L76 85V83L77 82H75V83H73ZM103 83H102V82ZM195 81H196V79H195ZM205 81V80H204ZM221 81V80H220ZM59 82V81H58ZM94 82V81H93ZM92 82V83H93ZM202 82V83H201ZM260 82V83H259ZM65 83V82H64ZM62 83V82H60V83H58L59 85L57 86V87H62V86H65V84H67V83ZM69 83V82H68ZM83 83V82H82ZM88 83V82H87ZM102 83V84H101ZM142 83V84H141ZM207 84H205V86L207 85ZM224 84V83H223ZM87 85V84H86ZM91 84L90 83H88V87L87 86H85V84H83V85H81V86H83V87H81V88H83V90H81V92H83L82 94H83V97L85 98H87V97H89V96H86L88 93H90L91 92V101H93V100H95V98H97L98 96H96V94H97V92H96V94H95V91L96 90H94V89H97V88H95L96 87V85H95V87H92V85L90 86ZM94 85V84H93ZM131 85H133V87L132 88H134V89H131ZM134 85H135V87H134ZM204 85V84H203ZM226 85V84H225ZM130 86V87H129ZM261 86H263L262 84H261ZM90 87H92L91 89H92V91H91V89H90ZM99 87H98V89H99ZM111 87V86H110ZM137 87H139V88H142L141 89V91L143 90V91H145V92H141V93H148L149 92V94L151 93L152 95H149V96H158V98H159V100L161 101V102H159V105H160V103H161V108L163 109H161L162 110V112H164V114H161V112H160V108H158V110H155V109H152L153 107H150V109L151 110H147V108H148V106L146 105V104H148L147 102H148V100H149V98H148V100H146L145 99V101H143L144 100V98L143 99H141L142 100V102L143 103H141L140 102V100L137 98V96H139V94H141L140 92H138V94H137V92L135 91V88L138 90L139 88H137ZM203 87V86H202ZM201 87V88H202ZM207 87H206V89H207ZM215 87V86H214ZM214 87H213V89H214ZM13 88V87H12ZM67 88V87H66ZM94 88V89H93ZM62 89H65V87L63 88H61L60 90H62ZM98 89H97V91H98ZM101 89V88H100ZM99 89V90H100ZM205 89V91L207 92V90H209V89H207L206 90ZM258 89H259V87H258ZM260 89H262L261 87H260ZM26 90V89H25ZM69 90V89H68ZM75 90V91H76ZM109 90H111V89H109ZM109 90H108V92H109ZM73 91H72V93H73ZM74 91V92H75ZM138 91H140V89L138 90ZM220 91V90H219ZM218 91V92H219ZM223 91L224 92H226V90H222V91H220L219 93H221V95H222V93H223ZM61 92V91H60ZM77 92H78V90H77ZM81 92H80V94H81ZM99 92V91H98ZM102 92L103 91H101V93L99 92L98 94H99V96H100V94H102ZM256 91H254V93H255ZM76 93V92H75ZM74 93V94H75ZM79 93V92H78ZM78 93H76L77 95H79ZM218 93V94H219ZM256 93H258V90H257V92ZM7 94V93H6ZM25 94V93H24ZM76 94H75V96H76ZM86 94V95H85ZM112 94V93H111ZM224 94V93H223ZM4 95V94H3ZM73 95V94H72ZM85 95V96H84ZM147 95V96H148ZM252 95V94H251ZM5 96V95H4ZM19 96V95H18ZM80 96V95H79ZM143 96V95H142ZM144 96L146 97V94H144ZM143 96V97H144ZM148 96V97H149ZM204 96H206L205 94H204ZM246 96V95H245ZM261 96V95H260ZM81 97V96H80ZM79 97V98H80ZM83 97H81V98H83ZM253 97V96H252ZM256 97V96H255ZM141 98V97H140ZM152 98V97H151ZM150 98V99H151ZM256 98H258V97H256ZM3 99V98H2ZM15 99V98H14ZM100 99V98H99ZM156 99V98H155ZM205 99V98H204ZM203 99V100H204ZM207 99V98H206ZM225 99V100H226ZM253 99V98H252ZM86 100V99H85ZM97 100H98V98H97ZM102 100V99H101ZM256 100V99H255ZM90 101V100H89ZM90 101V102H91ZM150 101V100H149ZM206 101L207 100H205V101H202L203 103L205 102L206 103ZM251 101V100H250ZM249 101V102H250ZM20 102V101H19ZM88 102V101H87ZM87 102H86V105H84V111L85 112H87V110L90 108V106L92 105V103H91V105L89 106V104H87ZM94 102V101H93ZM141 104H140V103ZM151 102V101H150ZM149 102V103H150ZM255 102V101H254ZM257 102V101H256ZM89 103V102H88ZM235 103H236V106H235ZM243 103V102H242ZM15 104V103H14ZM94 104V103H93ZM195 104H197V105H195ZM244 104V103H243ZM157 105V104H156ZM156 105H153V106H156ZM193 105V107L192 108H190L191 106ZM207 105V104H206ZM83 106V105H82ZM115 106V105H114ZM145 106H147V108L145 107ZM149 106H152V105H150L149 104ZM226 106V105H225ZM250 107V105H247L246 106V108L247 107ZM89 107V108H88ZM92 107V106H91ZM157 107V106H156ZM198 107V106H197ZM207 107V106H206ZM224 107V106H223ZM222 107V108H223ZM234 107H235V109H234ZM241 107H245L244 105H240V107L238 106L237 108H239L240 109V111H242V109H241ZM20 108V107H19ZM115 108V107H114ZM146 108V109H145ZM200 108V107H199ZM251 108V107H250ZM22 109V108H21ZM90 109H92V108H90ZM89 109V110H90ZM143 109H145V111L143 110ZM188 109V110H189ZM225 109V108H224ZM226 109H227V106H226ZM233 109V110H232ZM245 109V108H244ZM243 109V110H244ZM261 109V108H260ZM19 110V109H18ZM147 110V111H146ZM177 110H179V111H177ZM187 110V111H188ZM223 109H221V111H222ZM228 110H226V111H228ZM264 109H261L260 111H259V113H258V115H256L255 117L256 118H258L257 120H255L254 119V121H250V122H248V121H243L245 124H247V125H245L244 123H242V124H244L245 126H246V130H249V131H247V134H244V135H247V136H249V133H254L253 134V136L254 135H256V138H255V140H254V143L252 142V144L251 145H253V144H258V146H259V144H262V142H263V137L262 136H264V123H262V121H264L263 119H264V111H263ZM37 111V110H36ZM148 111H151V112H148ZM236 113H238V112H240L239 110H237L236 109ZM244 111H246V109L244 110ZM247 111H249L250 112V109L249 108H247ZM245 112L246 114L248 113V112ZM251 111H252V109H251ZM255 111V110H254ZM82 112V111H81ZM145 112V113H144ZM146 112H148L151 116H153L154 117V119H155V123L152 121L151 123L148 121V119H149V117L147 118V114H146ZM201 112V111H200ZM243 112V111H242ZM17 113V112H16ZM212 113H213V111H212ZM212 113H211V115H212ZM223 115H224V113L223 112H221ZM221 113H219V115L218 116H220V114ZM228 113V112H227ZM234 113V112H233ZM232 113V114H233ZM79 114H81V113H79ZM148 114V115H149ZM203 114H206L205 112L203 113ZM222 114H221V116H222ZM230 114V113H229ZM249 114H251V113H249ZM85 115V114H84ZM242 115H244V113L242 114ZM252 115V114H251ZM254 115V114H253ZM78 116V115H77ZM76 116V117H77ZM80 116V115H79ZM202 116V115H201ZM221 116H220V118H221ZM83 118H84V116H82ZM153 117H152V119H153ZM203 117V116H202ZM240 117H241V115H240ZM239 117V118H240ZM243 117H245L244 119H246V117H247V115L246 116H243ZM243 117L241 118V119H243ZM193 118V117H192ZM198 118V117H197ZM200 118V117H199ZM206 118V117H205ZM217 118V117H216ZM248 118V117H247ZM153 119V120H154ZM212 119V118H211ZM215 118H213V121H216V120H218V119H216V120H214ZM241 119H239V121H241ZM15 120V119H14ZM96 120V119H95ZM190 120V119H189ZM203 120V119H202ZM209 120V119H208ZM247 120V119H246ZM251 120V119H250ZM253 120V119H252ZM16 121V120H15ZM97 121V120H96ZM103 121V120H102ZM193 121V120H192ZM195 121V120H194ZM193 121V122H194ZM209 121H211V120H209ZM209 121H208V123H209ZM236 121V120H235ZM234 121V122H235ZM238 121V122H239ZM241 121V122H242ZM257 122V123H254V122ZM6 122V121H5ZM99 122V121H98ZM198 122V121H197ZM195 123L196 124V126H197V128H198V130L199 131H201V129H199V128H202L203 126H200L199 125V127H198V123ZM217 122V121H216ZM246 122H248V123H246ZM97 123V122H96ZM95 123V124H96ZM155 124V125H153V124ZM207 123V124H208ZM213 123H215V122H213ZM237 123V122H236ZM235 123V124H236ZM100 124H101V122H100ZM192 124V123H191ZM194 124V125H195ZM203 124V123H202ZM206 124V127L204 126V132H206V129L207 130H211L213 133H214V131H216L215 130V128H211L212 126L214 127V124H212V122H210V124H212V125H207ZM239 124H241V123H239ZM157 125V126H156ZM237 125V124H236ZM243 125V126H244ZM54 126V125H53ZM105 126H107V127H105ZM195 126V127H196ZM244 126V127H245ZM100 127H102L101 129H100ZM105 127V128H104ZM175 127V126H174ZM237 127V126H236ZM16 128H17V126H16ZM154 128H157L156 129V131H154ZM191 128V127H190ZM241 128H243V127H241ZM2 129V128H1ZM177 129V128H176ZM238 129V128H237ZM15 130H17V129H15ZM179 129H177L176 130V132L178 131ZM182 130V129H181ZM184 130H186V129H184ZM240 130V129H239ZM244 130V129H243ZM253 132H252V131ZM95 131V132H96ZM187 131V130H186ZM211 131H210V133H211ZM242 131V130H241ZM245 131V130H244ZM15 132V131H14ZM157 132H158V134H157ZM168 132H169V134L170 135H168ZM172 132V131H171ZM208 132V131H207ZM234 132H236V130L234 131ZM249 132V133H248ZM153 133H154V135H153ZM155 133H156V135H155ZM175 133V132H174ZM209 133V132H208ZM212 133V135L210 134V139H211V142L213 143V145H210L209 144V146H210V155L211 154H213L212 156H214L215 157V159L217 160V162L216 163H218L217 165L220 167V169H221V171L222 172H224V171H226L225 173H223L224 174V177H225V180H227V184H228V182H230L232 179L230 178L229 179V181H228V176H230V175H228V174H232V172L234 173V172H236L237 170L238 171H240V172H242V170H239L238 168L237 169H235V170H233L232 169V167H231V164L233 165L234 163H236L237 164V162L243 157V158H246V154L245 153H247L246 151V147H250V149H252V148H254V150L250 153L249 152V150H248V152L250 153V154H248V156L250 155L251 157H252V159H251V157H248L247 156V158L245 159V160H247L248 161V158H250L252 161H250L251 163L253 162V159H254V157L253 156H257L258 158H260V156H262L263 155V149L262 148H264L262 145H260L262 148H260L259 147V149H257L256 150V146H252V148H251V145H249V143L247 142V140H245L247 143H248V145H247V143L246 144H242V146L241 145H239V146H237V147H235L234 149H232V151H230V152H228L227 153V151H224V152H226L225 153V155H223L224 153H222L223 152V149L224 148H226L227 146H228V144L226 145V140L224 139V140H221L220 139V137H218L217 136V134H216V136H215V133L213 134ZM246 133V132H245ZM20 134V133H19ZM96 134V135H97ZM176 134V133H175ZM178 134V133H177ZM196 134V133H195ZM240 134V133H239ZM6 135V134H5ZM11 135V134H10ZM202 135V134H201ZM204 135V134H203ZM206 135V134H205ZM209 135V134H208ZM243 135V134H242ZM168 136H169V138H168ZM227 136V135H226ZM3 137V136H2ZM2 137H1V139H2ZM9 137V136H8ZM13 137V136H12ZM175 137V136H174ZM205 137V136H204ZM216 137H218L217 139L218 140H216ZM223 137V136H222ZM228 137V136H227ZM245 137V136H244ZM252 137V136H251ZM260 137H261V139H260ZM171 138V139H170ZM230 139V138H229ZM228 139V140H229ZM246 139H248V138H246ZM216 140V141H215ZM99 141H101V142H99ZM205 141V140H204ZM209 141V140H208ZM216 143H215V142ZM219 143H222V145H224L225 147L222 149V148H218V149H222L221 151L222 152H218V150H216L217 148H216V146L218 145V146H220L219 144H217L218 142ZM220 141H222V142H220ZM224 141V142H223ZM262 141V142H261ZM6 142V141H5ZM160 142H162V143H160ZM210 142V141H209ZM210 142V143H211ZM205 143V142H204ZM215 143V144H214ZM228 143V142H227ZM244 143V142H243ZM250 143H251V141H250ZM23 144V143H22ZM98 145V146H99ZM246 145V146H245ZM245 146V147H244ZM99 147V148H100ZM222 147V146H221ZM229 147V146H228ZM243 147V148H242ZM8 148V147H7ZM9 149V148H8ZM228 149V148H227ZM246 150L245 151V153L243 152V154H242V151L243 150ZM226 150V149H225ZM103 151H105L104 149H103ZM211 151H212V153H211ZM229 151V150H228ZM255 151V152H254ZM102 153V152H101ZM208 153V154H209ZM104 154H106V153H104ZM108 154V153H107ZM13 157V156H12ZM103 157V156H102ZM104 157V158H105ZM256 158V157H255ZM249 159V160H250ZM13 160V159H12ZM215 160V161H216ZM233 160H234V163H233ZM237 162H236V161ZM256 160V159H255ZM115 164L113 167H112V162ZM242 161H244V160H242ZM111 162V163H110ZM226 162V163H225ZM3 163V162H2ZM104 163V164H105ZM215 163V164H216ZM230 163V164H229ZM236 164H234V165H236ZM238 164H240L239 166H242V162L240 163V161H239V163ZM246 164V165H245ZM249 163H246V162H244L243 163V165H245L246 166V168H245V166H243L244 167V170L243 171H246L247 172V170L250 168V164L248 165ZM17 165V164H16ZM226 165V166H225ZM249 167H248V166ZM251 165H253V164H251ZM148 167L154 174H157L158 176H157V178L153 175V173L152 174H150V175H148V174H146V175H144L146 172H145V170H143L145 167ZM5 167V166H4ZM80 167V166H79ZM108 167V166H107ZM226 167H228L226 170H225V168ZM235 167H237V166H235ZM243 167H242V169H243ZM247 167H248V169H247ZM217 168V167H216ZM234 168V167H233ZM254 168V167H253ZM260 168V169H259ZM257 167V171L255 170V171H253V172H255L254 173V175H255V178H256V180L257 181H259V182H264V167ZM13 169V168H12ZM11 169V170H12ZM218 169V168H217ZM224 169V170H223ZM246 169V170H245ZM251 169V168H250ZM249 169V170H250ZM55 170V169H54ZM145 172L144 174L142 173L143 171ZM172 170H176V171H178L181 175L183 174V175H185V177L186 178H192V182H190V185L189 186H187V189H186V191L184 192V196H183V199H182V201H178L177 199H178V197L176 198V196H175V198L173 197V195L175 194L176 195V191L172 188V186H171V183H170V181L171 180H169V172L170 171H172ZM62 171V170H61ZM60 171V172H61ZM80 171V170H79ZM147 171H149V170H147ZM151 171H149V172H151ZM175 171V172H176ZM62 172H64V169H63V171ZM108 172V171H107ZM173 172V171H172ZM218 172H220V171H218ZM221 172V173H222ZM76 173V172H75ZM73 174V173H71V175L73 174V177H75L76 178V176H74V175H76V174ZM171 173V172H170ZM237 173V172H236ZM244 173V172H243ZM175 174H177V173H175ZM238 174V173H237ZM241 174V173H240ZM246 173H244V175H245ZM1 175H2V173H1ZM5 175L6 174H4V176L2 175V178L4 177L5 178ZM53 175V174H52ZM65 175V174H64ZM67 175H69V174H67ZM179 175V174H178ZM233 176H234V174H232ZM239 175V174H238ZM238 175H235V176H237V179L236 180H240L239 179V176ZM48 176V175H47ZM55 176H57V174L55 175ZM103 176V175H102ZM171 176V175H170ZM233 176H231V177H233ZM242 176V178L243 179H245L247 176L245 175V176H243V175H241ZM240 176V177H241ZM105 177V176H104ZM245 177V178H244ZM1 178V179H2ZM51 178V177H50ZM69 178H71L70 177V175H69ZM74 178V179H75ZM223 178V177H222ZM233 178H235V177H233ZM73 179V178H72ZM58 180H59V178H58ZM62 180V179H61ZM67 180H69V179H67ZM188 181H189V179H187ZM233 180H235V179H233ZM232 180V181H233ZM47 181V180H46ZM246 181V180H245ZM255 181V180H254ZM70 182H71V179H70ZM234 183H235V181H233ZM233 182H231L232 183V189H234L235 190V193H236V201H237V198H238V196L239 195H241V194H239V189H240V187H236L235 185L236 184H234ZM237 182V181H236ZM242 182V181H241ZM173 183V182H172ZM187 183H189V182H187ZM239 183V182H238ZM237 183V184H238ZM181 184V183H180ZM256 184V183H255ZM259 184V183H258ZM262 184V183H261ZM179 185V184H178ZM62 186V185H61ZM68 186V185H67ZM96 186V185H95ZM152 186H155V187H157V189H156V191H155V189L154 188H150V187H152ZM170 186V187H169ZM231 186V185H230ZM240 186V185H239ZM258 186V185H257ZM4 187V186H3ZM92 187H93V185H92ZM264 187V186H263ZM102 188V187H101ZM105 188V187H104ZM262 188V187H261ZM72 189H74V188H72ZM149 189H153L155 192H156V194L157 195H153V192L152 191H150ZM169 189H172L171 191L169 190ZM264 189V188H263ZM129 190V191H128ZM241 190V189H240ZM105 191V190H104ZM136 191V190H135ZM170 191V192H169ZM260 191V190H259ZM15 192H18V191H15ZM73 192V191H72ZM86 192V191H85ZM112 192V191H111ZM151 192H152V195L154 196V198H152L153 196L151 195ZM261 192H263V194H264V190H262L261 189ZM242 193V192H241ZM260 193V192H259ZM7 194V193H6ZM111 194V193H110ZM124 194V193H123ZM177 194H178V190H177ZM262 193L260 194L261 195V197L263 196V198H264V195H263ZM83 195H84V193H83ZM106 195V194H105ZM122 195V194H121ZM125 196H126V194H124ZM179 195H180V193H179ZM255 195H257V194H255ZM259 195V194H258ZM112 196V195H111ZM118 196V195H117ZM124 196V197H125ZM152 196V197H151ZM233 196V195H232ZM252 196V195H251ZM77 197V196H76ZM80 197V196H79ZM104 197V196H103ZM116 197V196H115ZM240 197V196H239ZM242 197V196H241ZM232 198H234V197H232ZM251 198H253V197H251ZM79 199V198H78ZM119 200V199H118ZM180 200V199H179ZM239 200V199H238ZM243 199L241 198V201H242ZM75 201V200H74ZM111 201V200H110ZM113 201V200H112ZM138 202V203H141L142 205H144L143 207H145V208H143V209H145L146 210V212H148V217L150 218V219H146V218H148V217H144L146 214L144 213L145 212V210L142 212L144 215L142 216V214H140L141 213V211L143 210L142 209V207H141V209L142 210H139V212H138V210H137V208H138V206H135V204L136 205H139L138 203H135V202ZM125 202H123V203H125ZM240 202V201H239ZM243 202V201H242ZM245 203H246V201H245ZM74 204V203H73ZM111 204H112V202H111ZM140 204V205H141ZM236 204H238L237 202H236ZM240 204V203H239ZM113 205V204H112ZM141 205V206H142ZM227 205V204H226ZM228 205H230V204H228ZM115 206V205H114ZM134 206H135V208H134ZM247 206V205H246ZM46 207H47V205H46ZM160 207H162V208H160ZM170 207H172V208H170ZM82 208V207H81ZM170 208V209H169ZM190 208H192V209H195V210H197L198 212H200L199 214H197V216H189V217H187L186 219H185V216L183 215L184 213H185V211H187L188 209L189 210H192V209H190ZM45 209V208H44ZM73 209V208H72ZM77 209V208H76ZM111 210H112V208H110ZM151 209V210H150ZM164 210L165 211V213H162L163 211L162 210ZM228 209H231V208H228ZM244 209H246V208H244ZM46 210H47V208H46ZM159 210L157 211H155V209L153 210V212H159ZM188 210V211H189ZM209 210V212L207 213L206 211H208ZM149 211H150V213H149ZM187 211V212H188ZM193 211V210H192ZM248 211V210H247ZM111 212V211H110ZM191 212V211H190ZM224 212H226V210L224 211ZM65 213H67V212H65ZM73 213V212H72ZM85 213V212H84ZM87 213V212H86ZM85 213V214H86ZM107 213V212H106ZM196 213V212H195ZM217 213V214H216ZM256 213V212H255ZM42 214V213H41ZM74 215H76L77 213H73ZM157 214V213H156ZM154 215L155 217L157 216V215ZM217 216H216V215ZM224 214V213H223ZM228 214V213H227ZM229 214H230V212H229ZM233 214V213H232ZM249 214V213H248ZM74 215H71V216H74ZM81 215V214H80ZM79 215V216H80ZM84 215V214H83ZM186 215H188L187 213H186ZM213 215H215L213 218V220H212V216ZM224 215H226V214H224ZM256 215V214H255ZM85 216H89L88 214L87 215H85ZM111 216V215H110ZM113 216H112V218H113ZM153 216V217H154ZM179 216H184V217H180L179 218ZM228 216V215H227ZM226 216V217H227ZM81 217V216H80ZM84 217V216H83ZM83 217H81V218H83ZM86 217V218H87ZM104 217H105V215H104ZM152 217V218H153ZM172 217V218H173ZM60 218V217H59ZM78 218V219H77ZM115 218H113L114 220H115ZM166 218V219H165ZM171 218V217H170ZM182 218H184L183 220H182ZM232 218H234V216L232 217ZM232 218H231V221H232ZM255 218V217H254ZM256 218H257V216H256ZM255 218V219H256ZM261 218V217H260ZM42 219V218H41ZM56 219V218H55ZM77 219V220H76ZM85 219V218H84ZM104 219H106V218H104ZM112 219V220H113ZM154 219V218H153ZM155 219H157V218H155ZM218 219V218H217ZM228 219V218H227ZM262 219V218H261ZM58 220V219H57ZM101 220H103V219H101ZM111 220V221H112ZM118 220H116V222L118 221ZM158 220H159V218H158ZM160 220V222L159 223H161L162 221ZM212 220V221H211ZM216 220V219H215ZM234 220V219H233ZM236 220V219H235ZM84 221V220H83ZM88 221H89V219H88ZM87 221V222H88ZM105 221V220H104ZM103 221V222H104ZM154 221H156V220H154ZM221 221V220H220ZM229 221V220H228ZM230 221V223L232 224V222ZM86 222V221H85ZM109 222V221H108ZM113 222V221H112ZM119 222V221H118ZM122 222V223H123ZM157 222V221H156ZM172 222H173V220H172ZM217 222V221H216ZM251 222H253V221H251ZM96 223V222H95ZM106 224H108L107 222H105ZM115 223V222H114ZM154 224H155V222H153ZM159 223H158V225H159ZM174 223V222H173ZM176 224H177V219H176V222H175ZM175 223H174V225H175ZM215 223V222H214ZM213 223V224H214ZM235 223V222H234ZM83 225H84V223H82ZM81 224V225H82ZM87 224V223H86ZM104 224V223H103ZM125 224V223H124ZM128 224V223H127ZM126 224V225H127ZM157 224V223H156ZM168 224V223H167ZM166 224V225H167ZM217 224V223H216ZM236 224V223H235ZM254 224V223H253ZM96 225V224H95ZM110 225V224H109ZM157 225V226H158ZM171 225V224H170ZM179 225V224H178ZM215 225V224H214ZM230 225V224H229ZM228 225V226H229ZM250 225H251V223H250ZM87 226V225H86ZM89 226V225H88ZM92 226V225H91ZM91 226H89V227H91ZM103 226H105V225H103ZM156 225H154V227H155ZM169 226V225H168ZM218 226V225H217ZM217 226L215 227V228H217ZM232 226H233V224H232ZM231 226V227H232ZM255 225H253L252 227H254ZM84 227V226H83ZM97 227V226H96ZM95 226H94V228H96ZM99 227V226H98ZM106 227V226H105ZM105 227H104V229H105ZM118 227H121V228H123V229H121V228H118ZM163 227V226H162ZM171 227V226H170ZM185 227H181V229L182 228H185ZM190 227V228H189ZM220 227V226H219ZM218 227V228H219ZM227 227V226H226ZM47 228V227H46ZM107 229V228H106ZM105 229V230H106ZM109 229V228H108ZM155 229H157V228H155ZM171 229L172 230H174L175 231V229H173V227H171ZM186 229V228H185ZM222 229H224V228H222ZM239 229H241L242 230V228H239ZM52 230V229H51ZM170 230V231H169ZM180 230V229H179ZM54 231V230H53ZM98 231V230H97ZM158 231H159V229H158ZM212 231V232H211ZM236 231V230H235ZM167 233V235H165L166 233ZM170 232V234H169V236H168V233ZM184 232H188L187 230L186 231H184ZM35 233H37V232H35ZM172 233H174V234H172ZM177 233V234H176ZM180 233V232H179ZM214 235H213V234ZM240 232H238V234H239ZM244 233V232H243ZM32 234V233H31ZM180 234H182V231H181V233ZM194 234V235H193ZM216 234V235H215ZM233 234V233H232ZM239 235H241V234H239ZM2 236V235H1ZM179 236V235H178ZM184 237L185 236V233H184V236H183V234L182 235H180L179 237H178V239L180 240V241H178V242H181V240L183 241V240H185L184 238H180V237ZM189 236H188V234L186 235V237L185 238H189ZM199 237V238H197V237ZM200 236H201V238H200ZM235 236V235H234ZM242 236H243V234H242ZM12 237V236H11ZM135 237V238H134ZM2 238V237H1ZM0 238V239H1ZM6 238V237H5ZM10 239V238H9ZM17 239V238H16ZM22 239V238H21ZM74 239L76 240V242H72V240L74 241ZM103 239H106L105 241H103L104 243L106 242H109L110 241V243H112V245L109 243L108 245L105 243V245H104V243L102 244V240ZM170 239V238H169ZM15 240V239H14ZM129 240L131 241H133L134 242V240H135V242H134V244L136 245H134L133 244V246H131L132 245V243L131 242H129ZM187 240V239H186ZM191 240L190 241H188V242H191ZM199 240H198V243H199V245H201L200 244V242H199ZM4 241H6V240H4ZM3 240H0V259H2L1 261H3V258L5 259V260H11V261H13L14 260V263H15V258L17 259L18 258V260L20 261V262H18V263H20V264H35V261L36 260H39L40 259V257L42 258L43 256L41 255H39V257L37 256V257H32V252H34L35 250L36 251H38L39 250V248L40 247H38V246H35V243H36V241L33 243V242H31V240H30V242L31 243H33V246H32V244L30 245V244H28L27 242H29L27 239L25 240V241H21L20 242V240H19V242H17V241H9V242H4ZM8 241V240H7ZM37 241V242H38ZM44 241H46V242H44ZM196 241V240H195ZM195 241H193V242H195ZM211 241L212 242V248H211V250H212V252H210V251H208V249H210V244H207V243H209V242ZM187 241H186V243H184V242H182L184 245H185V248H186V246H188L189 245V243H188ZM210 242V243H211ZM40 243V242H39ZM38 243V244H39ZM130 243H131V245H130ZM48 244V245H47ZM188 244V245H187ZM194 244V243H193ZM196 244H197V242H196ZM36 245H37V243H36ZM43 244H41V246H43L44 247V250H45V246H44ZM173 245H174V247H173ZM176 245V246H175ZM178 245V246H177ZM198 245V244H197ZM207 245H209V246H207ZM214 245V246H213ZM34 246L37 248V249H35L34 248ZM134 247V248H133ZM176 247H177V249H176ZM201 247H204V248H201ZM209 247V248H208ZM180 248V247H179ZM184 248V249H185ZM34 249V250H33ZM48 250H45V252L46 251H48ZM191 250V251H190ZM214 250H216V251H214ZM36 251L34 252V253H36ZM41 251V254H43V253H45V252H42V250H40ZM57 251H59V250H56V253H57ZM182 251H184V250H182ZM196 251V252H195ZM185 252V251H184ZM194 252H195V254H194ZM214 252H217L216 254H214ZM38 253V252H37ZM40 253V252H39ZM56 253H55V255H56ZM52 254H50V256L52 255ZM182 254V253H181ZM180 254V255H181ZM194 254V255H193ZM244 254V253H243ZM242 254V252H241V256L243 255ZM35 255V254H34ZM43 255H45L46 257H47V254L45 253V254H43ZM55 255H53V256H55ZM59 255V254H58ZM36 256V255H35ZM49 256V255H48ZM53 256H51V257H53ZM114 257V260L113 261H111L110 259H108V257ZM169 256H170V258H169ZM189 256V255H188ZM188 256H186V257H188ZM215 256H217L218 257V261L215 259ZM240 256V257H241ZM244 256V255H243ZM51 257H47V258H51ZM185 257V258H186ZM245 257V256H244ZM39 258V259H38ZM45 258V257H44ZM54 258V257H53ZM53 258H51V259H53ZM43 259V258H42ZM46 259V258H45ZM45 259H43L42 260V262L43 261H46ZM50 259V260H51ZM55 259H57L56 257H55ZM175 259H173L174 261H175ZM178 259V260H179ZM244 259V258H243ZM17 260V261H18ZM54 260V259H53ZM232 260H233V258H232ZM109 261H111V262H109ZM172 261V260H171ZM244 261H246V260H244ZM250 261V260H249ZM37 262H39V261H36V264H37ZM56 262H58L59 263V261H58V259H57V261ZM180 262V261H179ZM240 262H241V260H240ZM242 262H243V260H242ZM251 262V261H250ZM3 263L5 264L6 262H4L3 261ZM8 263V262H7ZM44 263V262H43ZM46 263V262H45ZM58 263H55V264H58ZM170 263V262H169ZM171 263H173V262H171ZM170 263V264H171ZM183 263V264H184ZM0 264H2L1 262H0ZM9 264V263H8ZM12 264V263H11ZM15 264H17V263H15ZM47 264V263H46ZM49 264V263H48ZM52 264H53V262H52ZM60 264V263H59ZM175 264V263H174ZM181 264H182V262H181ZM235 264V263H234ZM236 264H239V263H236ZM240 264H242V263H240Z\"/></svg>", "mask_w": 264, "mask_h": 264}]
</instances>
